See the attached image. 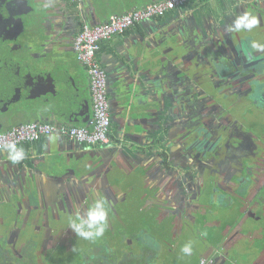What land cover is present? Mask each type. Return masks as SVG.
Segmentation results:
<instances>
[{
	"label": "flooded vegetation",
	"instance_id": "af4514ba",
	"mask_svg": "<svg viewBox=\"0 0 264 264\" xmlns=\"http://www.w3.org/2000/svg\"><path fill=\"white\" fill-rule=\"evenodd\" d=\"M38 2H0V43L15 39V49L23 43L33 57H42L55 37L63 33L70 41L96 15L88 6L81 14H67L66 26L45 24L49 37L30 47L41 32ZM17 7L20 14L14 12ZM183 7L189 10L178 19V8L154 19L161 33L155 45L162 49L161 42L169 41L175 59L169 77L166 69L162 76L167 94L155 100L154 108L131 110L117 135L106 77L110 129L105 144L78 148L84 155L76 154L77 159L66 156L58 177L46 172L57 178L46 176L45 185L37 176L16 182L1 175L0 192L7 191L4 179L18 185L22 204L7 208L0 201V264H42L48 255L45 244L60 235L71 247L70 264H162L163 258L164 264L194 259L220 264L227 256L258 258L264 264V51L251 48L252 42L264 44V0H214L203 6L190 2ZM217 8L229 13L220 18ZM245 15L256 17L257 25L229 30ZM19 47L12 54L15 60ZM5 62L0 57V76L11 71ZM83 70L80 92L86 94L83 105L93 116L89 76ZM41 80L33 77L26 91L32 99L23 103L18 88H10L11 79L0 78V129L20 117L44 123L50 115L62 117L61 110L81 106L76 101L78 106L62 104L53 110L44 101L48 94ZM50 82L53 93L63 89L54 79ZM45 189L56 190L58 203ZM97 200L108 211L107 228L103 237L84 240L69 221L86 215ZM52 210L56 217L50 223ZM190 240L193 253L187 256L180 249ZM250 241L256 246L243 252Z\"/></svg>",
	"mask_w": 264,
	"mask_h": 264
},
{
	"label": "water",
	"instance_id": "95a60500",
	"mask_svg": "<svg viewBox=\"0 0 264 264\" xmlns=\"http://www.w3.org/2000/svg\"><path fill=\"white\" fill-rule=\"evenodd\" d=\"M2 1L4 2V0H0V2ZM12 1L22 2V5L27 3V0ZM237 1L243 3L250 0ZM38 3L41 4L39 8V21L43 25L50 22L51 27L55 24H58V27L63 26V24L66 26L68 23L67 19H65L67 14L75 12L81 14L82 10L88 5L81 3L76 7H71L70 3L65 0H39ZM57 4H61L62 12H65L62 20L58 19L56 15L57 10L54 9V6ZM6 11L4 9L2 12ZM231 11L234 12L235 7H232ZM14 12L20 14L18 7L17 9L15 8ZM6 14L7 19H9L10 15ZM181 15L175 16V19L180 18ZM45 37H49V35L43 30L39 33L37 32L33 40H43ZM160 39L161 33L159 32L158 24L152 23L150 26H143L141 33L136 39H128L123 43V46L114 49L111 55L105 56L101 61V67L105 71L108 82L110 112H115L117 117V121L114 122L117 135L123 132L124 119L128 117L131 110L135 108L142 110L144 107H149L148 110L150 107L154 108L156 105L155 100L167 94V83L164 82L162 76L166 69L165 77H169L170 73H168V70L174 64L175 59L173 57V48L169 41L167 43L161 42L160 45L164 44L162 49H159L158 45H155L154 42L157 43ZM15 42V39H4L0 43V46H2L0 48L2 49L0 50V57L6 61L5 67H9V70H12V68L17 69L28 80L36 76V78L51 81L53 78L57 79L56 75L58 74L64 80L73 82L70 70L74 69V67L70 54L66 50L68 45L66 35L62 33L55 37L54 43L50 44V49L45 52V55L36 57L35 64L38 67V73L32 72V69L34 67L36 69V66L31 67L27 61H18L13 58V52L19 47L17 46L15 49ZM49 42L47 40L45 45H48ZM166 48H169L168 53L164 50ZM61 73H63V76ZM47 146V152H44L42 155H36L32 152L28 156H24L17 163H13L11 157L0 161V179L1 175L14 179L12 175H15L18 177L16 182L21 179L25 180L31 176L34 179L37 176L44 180L46 176L47 178L51 176L48 173L46 175V172H44V165L48 164V161H50L48 160V156L52 153L72 151L71 156L69 155L71 159H77L75 157L76 154L84 155V151L81 152L78 148L72 150L70 145H66L62 141L51 142ZM63 157L66 158V156ZM53 177L51 176V178Z\"/></svg>",
	"mask_w": 264,
	"mask_h": 264
},
{
	"label": "crops",
	"instance_id": "0c3cea01",
	"mask_svg": "<svg viewBox=\"0 0 264 264\" xmlns=\"http://www.w3.org/2000/svg\"><path fill=\"white\" fill-rule=\"evenodd\" d=\"M160 0H83L84 4H88L86 5V8L88 6H90L93 10V12L96 13L95 17H91L89 19H87L86 21H84V23H88L90 25H96V24H102L105 23L111 16L113 15H121V14H125L128 12H131L135 9H140L145 7L146 5L153 3V2H157ZM214 0H193L191 3H194L196 5L199 6H203L205 4H209L211 2H213ZM80 4V3H79ZM78 4V5H79ZM218 6V4H217ZM100 9H103L102 11ZM54 9L57 10V17L58 19L62 20L65 12H62V5L61 4H57L54 6ZM189 9H187L186 7L183 8H178V10H176V12L178 14H187L186 12ZM218 17L222 18L223 14H227L229 13V11H225L224 9H220L217 8L215 9ZM162 19V18H160ZM152 23H156V20H146L141 22L140 24H137L133 27H131L130 29H128L126 32H124L121 35L115 36L113 37L111 40L107 41V42H103L100 44V48L98 50V61L99 63H101L102 59L105 56H109L111 55V53H113L114 49H118L121 46H123V43H125V41H127L128 39H136L139 34L142 31V27L143 26H150ZM49 24V26H51L50 22L46 23ZM37 26L38 29L43 31L44 30V26L41 21L37 22ZM45 32V31H44ZM39 33V32H38ZM36 35V34H35ZM76 36V34H74L73 38L70 39V41L68 42L67 45V52L70 54V57L73 61V67L74 69H71V74H72V78H73V82H71L70 80H64L60 75H56L57 79L53 78L54 81H56L57 85H60L63 89H59L57 90L55 93H53V85L51 84V82L49 80H41L42 81V87L45 89V91L47 92V97H45L44 101H46V103L49 105V107L53 108L55 106L61 108L62 104H68L67 106H78L77 102L81 105L80 107L77 108H73L71 106V109H73L72 111H60L62 117H54L52 115H50V118L46 119L45 123H53L56 125H67V126H72V127H78V128H87L90 129L91 128V122H92V114L90 112V110L84 107L83 102H84V98L86 96V94L81 91V88H83V86L85 85V71L83 70V66L77 61L76 59V55L73 51V40L74 37ZM36 41H40V40H36ZM35 41V42H36ZM33 44V45H31ZM38 44V42H36V44L30 42V47L36 46ZM22 48H20V50H18V52L15 54L16 57L18 58L17 60H21V61H27L31 67L36 66L35 64V59L36 57H33V55L31 54V50H28L26 48L25 45H23L22 43ZM33 65V66H32ZM101 65V64H100ZM38 67L36 66V69L33 68V70H37ZM32 70V72H33ZM65 70V69H64ZM63 76V73H61ZM0 78L3 80L5 79H11V86L10 88H14L19 90V93L21 95H23V97H20L24 101H28L29 99H32V97L29 95L27 91V89H29L30 86H32V84L35 82L33 81V79L31 78L30 80H28L24 75H22L17 69H13L11 71H8L6 74H2L0 76ZM52 79V80H53ZM51 80V81H52ZM79 90V91H78ZM83 90V89H82ZM45 92V93H46ZM79 92V93H78ZM80 94V95H79ZM24 107V106H23ZM55 108H53L54 110ZM21 111V110H19ZM34 122L33 118H24V117H20L19 119L14 120L13 123H11L10 125H8L5 129H0V133L5 132L9 129H11L12 127L15 126H19L22 125V123L24 124L25 122ZM112 130V127H111ZM56 141H62L64 142L66 145H70L72 147V150L77 148L76 146L81 145V143L77 142L74 139L62 136L58 133H52L51 135L42 138L41 140H39L36 143H32V144H23L18 148V151H22L23 152V157L24 156H28L30 153L34 152L36 155H42L44 152H47V145L48 143L51 142H56ZM11 153H12V149H3L0 151V161L2 160H7L11 157ZM62 154V155H61ZM70 154H72V151L69 152H65V153H52L50 156H48V164L44 165V172H48L51 171L53 175L55 176H59L60 173L62 172V170L66 167L68 160L64 159L63 160V156H69ZM71 158V157H70ZM69 158V159H70ZM54 177V178H57ZM41 179V178H40ZM45 180V179H44ZM50 180V179H49ZM56 179L50 180V181H54ZM41 181H43L41 179ZM47 182V180H46ZM45 181H43V185L46 184ZM256 241H250L249 243H247L246 245H244V247L246 249H243V252H245L247 250V247L253 248L254 246H256ZM236 260H241L243 261L245 264H255L257 263H261V260H255L252 261L250 263H248V261L242 260L241 256H236L235 257ZM224 259V258H223ZM222 258L220 259V263L221 264H234L232 262H230L231 259H224ZM219 260V259H218ZM250 261V260H249ZM199 262V261H198ZM198 262H196V264H198ZM237 262V261H236ZM262 264V263H261Z\"/></svg>",
	"mask_w": 264,
	"mask_h": 264
},
{
	"label": "built area",
	"instance_id": "2783aa9c",
	"mask_svg": "<svg viewBox=\"0 0 264 264\" xmlns=\"http://www.w3.org/2000/svg\"><path fill=\"white\" fill-rule=\"evenodd\" d=\"M71 1L77 4L82 2V0ZM192 1L160 0L125 14L113 15L102 24L84 23L75 36L72 47L77 61L86 69L89 76L93 113L91 128L45 122L22 124L0 133V151L6 148L11 149V145L18 150L21 145L36 143L52 133H58L87 146L105 144L110 129V115L106 96V75L97 59L100 44L123 34L143 21L163 18L167 13Z\"/></svg>",
	"mask_w": 264,
	"mask_h": 264
},
{
	"label": "clouds",
	"instance_id": "9594fccd",
	"mask_svg": "<svg viewBox=\"0 0 264 264\" xmlns=\"http://www.w3.org/2000/svg\"><path fill=\"white\" fill-rule=\"evenodd\" d=\"M258 23V20L254 16L245 15L234 21V28L229 30L240 31L241 28H246L251 30ZM251 48L257 51H264V44L257 42H252ZM12 149L11 159L13 163L19 162L23 159V152L15 149L14 145L10 146ZM107 218L108 211L103 200H97L88 209L86 215L76 216L75 219L69 221V227L72 231L80 238L84 240H95L103 237L105 230L107 228ZM193 243L194 241H189L184 244L180 251L187 256L193 253Z\"/></svg>",
	"mask_w": 264,
	"mask_h": 264
},
{
	"label": "rangeland",
	"instance_id": "374dc122",
	"mask_svg": "<svg viewBox=\"0 0 264 264\" xmlns=\"http://www.w3.org/2000/svg\"><path fill=\"white\" fill-rule=\"evenodd\" d=\"M76 147L79 148V149H83V148L87 147V145L86 144H81V145H78ZM64 159H66V158H63V160ZM70 160H71V158H70ZM12 176L14 177L15 181L18 180L17 176H15V175H12ZM4 180L7 183H6V185H3L2 187H5L7 191L0 192V201L2 200V205L6 206L7 208H10L11 205L12 206L21 205L22 201L20 199L17 200V198H18L17 196L18 195H16L18 192H20V187L18 185H13L11 182H8L6 179H4ZM13 194H15V195H13ZM47 194L49 196L54 197L55 201L58 203L59 200H57V199H58V195L59 194H57L56 190H54V189L53 190L52 189H45V195H47ZM70 203H73V202H70ZM24 204H26V201L24 202ZM48 204H51V203H49V201H48ZM68 206H70V208L74 210V203L73 204H69ZM22 207H23V209H25L24 206H22ZM47 208L50 209L48 206H47ZM23 212H25V210ZM132 213L133 212H131L130 214H132ZM50 216L51 217H50L49 221L51 223L53 217H56V215L53 212V210L50 212ZM17 221H18L17 218H15L13 222H17ZM54 231H56V230H53L52 232H54ZM68 244H69L68 240L65 239L63 237V235H60V237L57 240H55V241H53L51 243L45 244L44 250L46 252H48V255L43 258L45 261H42V264H70L68 262V255L71 252V247H70V245L68 246ZM215 245H217V244H213L214 247H215ZM226 247H228V246L225 245V249H226ZM40 256L43 257L42 255H40ZM208 256L209 255H205L204 258L208 259L207 258ZM226 259H231L230 262H232L234 264H245L241 260H239V261L236 260V258H234L233 256H231V257L227 256ZM70 260H73V257ZM255 260H258V258H255L253 261H255ZM195 262H196V259H194V260H192L190 262L179 261L177 264H196ZM215 262H216L215 264H218L217 263L218 261H215ZM250 262H252V261H248V263H250ZM162 264H164V258L162 259ZM255 264H259V263L256 262Z\"/></svg>",
	"mask_w": 264,
	"mask_h": 264
}]
</instances>
